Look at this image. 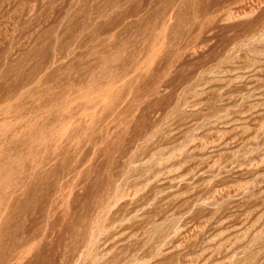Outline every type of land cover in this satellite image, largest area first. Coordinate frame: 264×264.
Wrapping results in <instances>:
<instances>
[{"label":"rangeland","instance_id":"rangeland-1","mask_svg":"<svg viewBox=\"0 0 264 264\" xmlns=\"http://www.w3.org/2000/svg\"><path fill=\"white\" fill-rule=\"evenodd\" d=\"M0 264H264V0H0Z\"/></svg>","mask_w":264,"mask_h":264}]
</instances>
